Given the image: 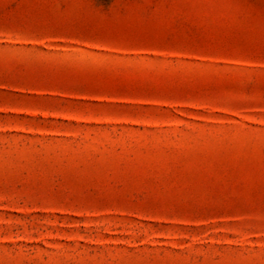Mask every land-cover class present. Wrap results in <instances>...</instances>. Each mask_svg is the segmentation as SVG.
<instances>
[{
    "label": "rangeland",
    "instance_id": "1",
    "mask_svg": "<svg viewBox=\"0 0 264 264\" xmlns=\"http://www.w3.org/2000/svg\"><path fill=\"white\" fill-rule=\"evenodd\" d=\"M0 264H264V0H0Z\"/></svg>",
    "mask_w": 264,
    "mask_h": 264
}]
</instances>
